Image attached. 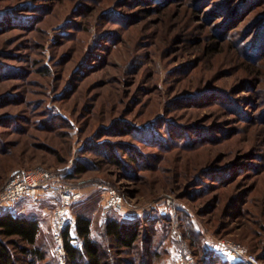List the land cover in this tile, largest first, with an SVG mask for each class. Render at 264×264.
<instances>
[{
	"label": "rangeland",
	"instance_id": "obj_1",
	"mask_svg": "<svg viewBox=\"0 0 264 264\" xmlns=\"http://www.w3.org/2000/svg\"><path fill=\"white\" fill-rule=\"evenodd\" d=\"M38 167L82 190L95 239L141 220L120 264L237 261L222 241L264 264V0H0V193ZM53 198L12 208L41 222L37 264H60Z\"/></svg>",
	"mask_w": 264,
	"mask_h": 264
},
{
	"label": "trees",
	"instance_id": "obj_2",
	"mask_svg": "<svg viewBox=\"0 0 264 264\" xmlns=\"http://www.w3.org/2000/svg\"><path fill=\"white\" fill-rule=\"evenodd\" d=\"M127 159L133 164L140 161L139 156L135 154H129ZM86 169L87 166L80 163L75 171L65 173V177L74 179ZM73 218L74 226H68L64 233L65 264L127 263L121 256L134 249L142 233L141 220L111 218L103 222L101 237L97 240L93 237V222L89 216L78 213ZM41 230V222L37 217L19 215L12 209L0 213V264H21L22 257L27 259L28 264L44 261L45 253L37 244ZM203 248L202 256L205 259L211 257L210 260H214L216 264H249L243 261H231L213 248L207 246Z\"/></svg>",
	"mask_w": 264,
	"mask_h": 264
},
{
	"label": "built area",
	"instance_id": "obj_3",
	"mask_svg": "<svg viewBox=\"0 0 264 264\" xmlns=\"http://www.w3.org/2000/svg\"><path fill=\"white\" fill-rule=\"evenodd\" d=\"M100 187L104 190L105 208L109 211L122 213L126 206L123 193L115 187L105 185H100ZM41 195H48L56 200L51 217L53 250L60 264H65L64 233L68 226H74L72 208L84 196L78 186L66 182L60 173L43 167L31 170H18L9 177L0 193V213L7 209H12L16 204L28 198H36ZM168 205L170 208L174 207V203L171 200L168 201ZM220 244L228 251L231 259L237 261L247 260L241 245L226 241H222ZM180 260L183 264H193L189 258L184 261L183 256H180Z\"/></svg>",
	"mask_w": 264,
	"mask_h": 264
},
{
	"label": "crops",
	"instance_id": "obj_4",
	"mask_svg": "<svg viewBox=\"0 0 264 264\" xmlns=\"http://www.w3.org/2000/svg\"><path fill=\"white\" fill-rule=\"evenodd\" d=\"M48 196V195H47ZM49 197V196H48ZM39 219V218H38Z\"/></svg>",
	"mask_w": 264,
	"mask_h": 264
}]
</instances>
